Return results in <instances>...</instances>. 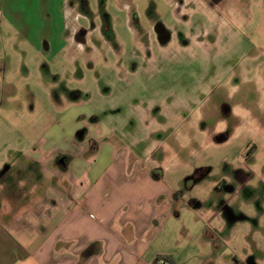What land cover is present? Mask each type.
Masks as SVG:
<instances>
[{"label": "rangeland", "instance_id": "374dc122", "mask_svg": "<svg viewBox=\"0 0 264 264\" xmlns=\"http://www.w3.org/2000/svg\"><path fill=\"white\" fill-rule=\"evenodd\" d=\"M83 132L167 170L183 200L225 202L228 252L264 264V0H0V209L43 177L39 148ZM204 214L177 226L197 232Z\"/></svg>", "mask_w": 264, "mask_h": 264}, {"label": "crops", "instance_id": "0c3cea01", "mask_svg": "<svg viewBox=\"0 0 264 264\" xmlns=\"http://www.w3.org/2000/svg\"><path fill=\"white\" fill-rule=\"evenodd\" d=\"M80 135L70 146L39 148L33 165L43 177L32 175L38 178L26 195L5 197L0 212L17 214L3 225L8 229L0 223V264H156L162 254L171 264H259L253 250L228 252L235 220L225 215V202L183 200L178 184L166 181L167 170L145 166L129 150L122 159L123 150L90 145L96 138ZM43 178L48 185L35 197ZM28 197L22 205L11 203ZM191 208L208 217L197 232L177 226ZM209 213L219 220L208 221ZM162 240L171 247L161 249Z\"/></svg>", "mask_w": 264, "mask_h": 264}, {"label": "flooded vegetation", "instance_id": "af4514ba", "mask_svg": "<svg viewBox=\"0 0 264 264\" xmlns=\"http://www.w3.org/2000/svg\"><path fill=\"white\" fill-rule=\"evenodd\" d=\"M220 2H221V0H211L212 5H217ZM135 21H137L139 23V19L136 18ZM153 28L155 29L156 33L161 36L162 39L166 40V38L164 36L165 35V28L161 22H156L154 24ZM85 36H86V32L84 31V29L77 30V32L75 34L76 40L78 42H82V40H85ZM59 162H60V164H62L63 168H66L65 167V161L63 158L59 159Z\"/></svg>", "mask_w": 264, "mask_h": 264}, {"label": "built area", "instance_id": "2783aa9c", "mask_svg": "<svg viewBox=\"0 0 264 264\" xmlns=\"http://www.w3.org/2000/svg\"><path fill=\"white\" fill-rule=\"evenodd\" d=\"M157 264H171L170 260L167 257H157Z\"/></svg>", "mask_w": 264, "mask_h": 264}, {"label": "water", "instance_id": "95a60500", "mask_svg": "<svg viewBox=\"0 0 264 264\" xmlns=\"http://www.w3.org/2000/svg\"><path fill=\"white\" fill-rule=\"evenodd\" d=\"M225 139H226L225 135H220V136L217 137V141L218 142H223Z\"/></svg>", "mask_w": 264, "mask_h": 264}, {"label": "trees", "instance_id": "16d2710c", "mask_svg": "<svg viewBox=\"0 0 264 264\" xmlns=\"http://www.w3.org/2000/svg\"><path fill=\"white\" fill-rule=\"evenodd\" d=\"M167 258H169V257H167ZM170 259V258H169ZM171 260V259H170ZM157 264V263H156Z\"/></svg>", "mask_w": 264, "mask_h": 264}]
</instances>
